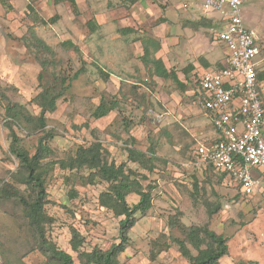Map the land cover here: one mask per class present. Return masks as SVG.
I'll use <instances>...</instances> for the list:
<instances>
[{"label":"rangeland","instance_id":"1","mask_svg":"<svg viewBox=\"0 0 264 264\" xmlns=\"http://www.w3.org/2000/svg\"><path fill=\"white\" fill-rule=\"evenodd\" d=\"M70 1L0 0V180L15 173L20 163L10 152L11 137L6 121L11 119L7 107L18 103L33 115H39L40 107L34 100L42 89L38 57H47L48 61L55 60L56 65H48L44 81L51 79L54 72L66 75L70 84L58 99L56 111L47 113L43 131L28 134L21 121L13 123L14 131L30 154L36 152L40 137L50 131L52 136L47 141L54 154L45 162L65 158L75 153L78 146L99 140L109 159L120 163L128 160L126 148L132 139L142 150L153 147L166 161L159 162L152 173L140 169L148 175L143 184L154 186L153 207L147 215H137L138 221L130 231V245L120 256L122 264H190L176 244L158 251L157 240L167 231L168 221L174 216L186 225L208 223L210 228L228 237L229 252L220 264H264V191L245 196L227 175L207 165L196 170L187 165L196 158V144L209 143L215 137L210 120L193 92L191 58L188 54L179 56L195 51L200 45L186 44L185 39L207 44L213 41L208 18L202 10L203 0H150L156 3L157 12L151 9L146 17L139 15L137 8L133 9L130 14L137 29L131 35L134 44L126 47V52L134 72L120 78L119 39H114L119 31L111 29L114 24L108 21L111 16L119 19V12L125 13L119 11V1L130 9L138 0H96V8L91 10L81 3L83 12L75 0L74 10ZM54 15L59 18L52 22L50 18ZM244 17L246 25L256 28L260 35V70L264 72V0H248ZM39 18L48 23L40 22ZM90 20L94 25L88 24ZM110 24L113 25L108 27ZM115 25L119 26V22ZM32 29L53 47L54 55L36 46ZM173 35H176L175 43L171 45L169 36ZM23 37L27 38L29 47L25 46ZM63 40H70L77 49L61 46ZM145 46L149 49L147 59ZM213 54L221 57L223 50L218 48ZM157 58L164 63L170 61L167 67L177 72L181 85L156 74L153 60ZM101 69L108 78L101 74ZM77 72L78 76L73 78ZM102 96L117 99L118 106L108 115L95 119L92 111ZM130 165L137 168L133 163ZM82 172L88 175L89 171ZM64 176L70 173L58 164L47 176L46 211L54 219L47 227V234L58 247L73 255L75 264H81L78 253L71 248L72 229L85 238L82 250H92L95 246L108 249L119 241L121 218L100 205L99 196L107 189V182L82 184ZM18 186L25 189V185ZM127 200L135 204L139 195L131 193ZM207 200L221 203L218 213L208 215ZM0 243L14 255L21 252L24 264H46L48 260L36 247L24 210L10 201L0 202ZM0 264H3L1 255Z\"/></svg>","mask_w":264,"mask_h":264},{"label":"trees","instance_id":"2","mask_svg":"<svg viewBox=\"0 0 264 264\" xmlns=\"http://www.w3.org/2000/svg\"><path fill=\"white\" fill-rule=\"evenodd\" d=\"M71 2L76 10L74 0ZM29 7L34 10L33 6L29 5ZM58 18L59 15H54L50 20L54 22ZM39 20L42 23H48L43 18H39ZM88 24L94 25L91 20ZM31 36L37 47L51 55L55 54L53 47L41 39L34 29L31 30ZM60 44L77 49L76 45L69 40ZM25 46H30L27 40ZM148 54L149 49L145 46L144 56L146 59ZM38 58L42 66V70L38 74L42 89L34 100L40 107L39 115H33L22 104L14 103L7 107V114L11 119V121H6L11 137L10 152L19 159L20 163L15 173L0 180V202L10 201L24 210L36 247L48 258L46 264H75L73 255L58 247L47 234V227L54 221L46 211L48 202L47 176L54 165L58 164L63 170L69 171L70 176H64L66 180H70L72 177L82 184H94L97 181L107 182L108 187L100 194L99 202L101 206L112 210L116 216L121 218L119 220V241L113 243L108 249L95 246L92 250H82L85 238L77 229L73 228L70 243L72 250L78 253L81 264H122L120 256L130 245V231L138 221L137 215L145 216L153 207L154 186L152 183L147 186L143 184V180L148 179V175L142 173L140 169L152 173L158 167L159 162L166 163V161L156 154L153 147L146 151L142 150L135 145V139H132L126 148L128 160L120 163L109 159L108 151L99 140L89 145L78 146L75 153L69 154L65 158L45 162L48 157L54 154L47 141L52 136L50 131H46L44 136L40 137L36 152L30 154L23 146L20 136L14 131L13 123L21 121L28 134H34L39 130L43 131L47 125V113L56 111L58 99L64 95L65 89L70 84L66 75H56L54 72L51 74L52 78L45 82L48 65H56V61L53 59L48 61L50 58L47 57ZM153 64L158 76L172 78L181 85L176 71H169L162 59H154ZM100 72L105 78L109 77L102 69ZM78 74V72L75 73L73 78H76ZM258 79L263 83L264 72L261 70L258 71ZM117 106V99L110 100L102 96L93 109L92 116L95 119L102 118ZM196 160L197 157L194 156L192 161ZM130 163L135 164L137 168L132 167ZM207 167L213 168L209 164ZM83 170L89 171L88 175H84ZM19 184L25 185V189H21ZM195 184L198 185V182ZM131 193L139 195V200L135 204H129L127 200V196ZM205 205L209 216L218 213L222 206L220 202L213 203L209 200L205 202ZM171 244L178 246V251L190 264H220V260L229 252L226 235L216 232L210 228L208 223L186 225L177 216L170 218L167 231L162 233L156 243L157 246H160L158 251L166 250ZM10 251L3 243H0L3 264H24L21 252L14 255ZM10 254L13 257H10Z\"/></svg>","mask_w":264,"mask_h":264},{"label":"built area","instance_id":"3","mask_svg":"<svg viewBox=\"0 0 264 264\" xmlns=\"http://www.w3.org/2000/svg\"><path fill=\"white\" fill-rule=\"evenodd\" d=\"M248 0H203L207 13L218 16L216 38L225 46L221 67L194 75L193 92L210 120L216 136L198 142L190 167L212 165L236 182L241 193L264 191V88L258 79L261 38L246 25Z\"/></svg>","mask_w":264,"mask_h":264},{"label":"crops","instance_id":"4","mask_svg":"<svg viewBox=\"0 0 264 264\" xmlns=\"http://www.w3.org/2000/svg\"><path fill=\"white\" fill-rule=\"evenodd\" d=\"M75 1L77 2L78 7H79L81 12H83V9L81 7V3H83L82 6L86 7L89 10L96 8V0H75ZM100 3H103V2H100ZM59 6L60 5H58V7ZM155 6H156V3L152 2L150 0H138V2L133 4L130 7V9H128V8H126L124 6H121L120 5V1H119V11L120 10H122V11L124 10L125 13L121 14L119 12V19H116V17H113V16H111V17L109 16L111 20H109L108 22L109 23L112 22L114 24V26L110 27V28L111 29H117L119 31L118 36L116 35L115 38H114L115 41H117L119 39V78L122 75L130 76V75H132V72H134V70L132 68V64H131V58H130V56H128V53L126 52L127 51L126 47H129V46L134 44L132 42V40H134V39L132 38L131 35L134 34L135 30L137 29V26H135L136 24H135L134 17L130 14V12L133 9L137 8L139 10L138 11L139 15H142V16L146 17L147 13L149 11H151V9L153 11H155V13L157 12V9H156ZM202 10H204V9L202 8ZM128 12H129V14H128ZM125 14H127V15H125ZM204 14L208 18V21H209L210 31L212 33V38H213L212 43H208V44L207 43H201L197 39L196 40L185 39L184 41L186 42V44L192 45L193 42H194L196 44L199 43L200 45L198 46V48L195 51H190V53L186 51V53H184V54L182 53V54L179 55L180 57H182L183 55H185V57H186L187 54L190 56L191 59L189 61L191 62V65L189 66V68L192 69V76L193 77H194V75L196 73H198L200 71H203L206 68H218V67H221L223 65L224 57H225V46H224L223 43H221V42H219L217 40L216 33H215L217 28L220 27V22H219L218 16L216 14H214V13H207L205 10H204ZM139 20H143V19H139ZM117 22H119V26L115 25V23H117ZM100 24H101V22H100ZM113 24L108 25V27L112 26ZM165 25L168 26V22H165ZM165 25H163V26H165ZM127 29H129V30L127 31ZM175 36L176 35H173L171 37L169 36V41L171 42L170 43L171 45H173L172 42L175 41V39H174ZM166 39L167 38H165V40H164L165 43H166ZM63 41H66V40H63ZM63 41H61V42H63ZM131 43H133V44H131ZM135 43L137 44L138 41L135 42ZM103 45H105V44H103ZM123 45H125L124 48H123ZM202 46L203 47L206 46L205 51L199 50ZM218 48L223 50V55L221 57L214 56V54H213L216 51V49H218ZM104 51H106V53L108 52V50L106 48L104 49ZM168 51H169V55H171V53H170L171 49L170 48L168 49ZM99 56L101 57V55H98L97 57H99ZM103 59L105 61L107 60V58H102V60ZM169 60L172 61V58H170ZM170 61L167 60V62L165 61L166 63H164L166 68L169 71L170 70H174L172 68L170 69V68L167 67V65H168L167 63H170ZM107 62L109 63L110 60H107ZM112 62H113V60H112ZM103 70L106 71V69H104V68H103ZM176 74H177V72H176ZM202 112L205 114L203 109H202ZM213 132H214V135L216 136L214 128H213ZM192 168L194 170L202 169L201 167L200 168L192 167Z\"/></svg>","mask_w":264,"mask_h":264}]
</instances>
